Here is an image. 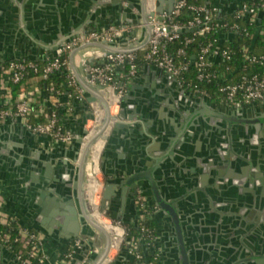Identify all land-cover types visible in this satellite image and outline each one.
Listing matches in <instances>:
<instances>
[{
  "label": "built area",
  "instance_id": "1",
  "mask_svg": "<svg viewBox=\"0 0 264 264\" xmlns=\"http://www.w3.org/2000/svg\"><path fill=\"white\" fill-rule=\"evenodd\" d=\"M260 9L264 11V3ZM155 10L156 3L151 12ZM249 13L248 0L241 2L232 13V20L225 18L218 4L211 3L208 7L206 0L205 2L176 0L172 13L165 11L161 15L149 16L141 24L151 30L146 44L136 49L110 50L101 63L93 65L88 71V81L90 85L100 87L103 91L105 108L109 116L106 118L103 116L102 104L95 100L90 102V112L94 118L86 125L87 134L83 137L80 148L81 156L89 151V165L98 163L99 152L114 123L109 121V117L118 114L120 102L128 92L129 79L137 74L142 61L154 64L168 79L176 81L179 86L201 97L208 96L212 99V95L201 83H217L219 104L241 106L263 103L264 71H248L247 65L264 64V54H251L243 48L241 51L243 61L239 65H233L235 62L233 50L230 47L222 48L224 41L230 42V34L244 32L251 38L259 33L264 34L262 20L258 21V27L253 25L251 30L242 28L241 21ZM249 16L250 22L254 23L257 13ZM218 29L223 33L219 39L211 36ZM131 30V25L120 21L110 23L102 29L83 32L71 40L61 38L55 44V53L48 55L43 64L37 60L18 58L0 60V124L11 118L34 133L49 138L55 144H70L74 133L63 123L58 108L63 105V97H66L64 105L70 109L74 101L86 100V90L79 86L76 76L68 67L70 54L83 49V56L89 58L94 54L91 49L94 44L114 42ZM202 36L208 39L197 43V38ZM177 41L181 44L174 48ZM195 42L198 45L194 51H190L188 47ZM126 65L129 66L128 71L123 73ZM62 70L67 75V80L63 83L66 92L57 89L53 82L48 87L41 85V80H47ZM32 74L34 76H31ZM94 138L96 142L90 145ZM97 144H101L98 153ZM98 172L100 170L96 171V178ZM101 195L102 187L98 188V181L93 197L88 189L86 190V197L93 213H98ZM2 202L3 198L0 196V242L17 255L22 264H46L47 256L43 249L41 234L27 226L13 225L11 217L1 210ZM148 203V194L139 191L135 197L137 222L143 223L139 238H129L128 223L120 219L112 220L105 214L99 216L113 233L111 246L113 249H109L100 264L114 263L123 250H126L124 264H153L144 249H140L141 239L153 237L154 232L146 223L147 220L154 218L152 211L148 209ZM81 244L82 240L78 239L67 250L65 260L68 264H74ZM89 253L91 254L88 252L82 264L89 263L91 256ZM154 259L161 264L158 250L154 254Z\"/></svg>",
  "mask_w": 264,
  "mask_h": 264
},
{
  "label": "crops",
  "instance_id": "2",
  "mask_svg": "<svg viewBox=\"0 0 264 264\" xmlns=\"http://www.w3.org/2000/svg\"><path fill=\"white\" fill-rule=\"evenodd\" d=\"M8 1V4L2 5L0 3V11L3 10L4 12L0 14V60L11 59L13 55V52H11L13 40L12 36L9 35L11 30L10 24L12 21L16 22L17 20L14 19L16 18L15 15L12 16L10 14V10L15 11L16 15L18 12L20 17V29L22 31L20 30L17 38L18 44L21 46L20 55L27 54L30 51L32 52L31 54H36L39 57L36 60H44V57L51 54V45L47 43L53 39L60 20L64 21L68 29H73L72 27L82 21L78 15L80 14L83 18L85 16V13L80 12L78 4H88L87 0H57V5H55V0ZM101 1L103 0H96L99 6H102ZM244 1L226 0V8H229L233 3L239 6ZM211 3L220 5L219 0H212ZM153 6L154 0H144L140 9L135 8L132 14H142L144 16L151 12ZM24 19L27 21L26 26L22 23ZM128 24L131 25L130 23ZM131 26L132 30L120 41H116L112 45L98 43L91 47L93 53L100 58L98 63H101L105 59V53L108 50L136 49L148 42L151 34L149 27ZM133 29L136 32L135 34L131 33ZM42 50H44V54ZM87 60L88 58L83 56V49L75 50L69 56L68 67L76 76L79 86L86 90V97L104 106V109L102 108L103 116L106 118L109 114L105 108L104 93L100 87L89 84ZM157 68L154 64L145 61L140 64L137 74L131 77L128 82L127 90H132L134 86V95L127 97V101L125 102L128 105H134L145 98L150 104L146 105L147 115L150 117V120H148L146 126L143 125L144 130L150 129L151 131H155L160 127L168 133L172 132L173 135H177L176 130L178 128L172 123L173 120L171 121L170 116L177 117L175 120L182 125L185 115H178V109L172 103V95L160 84L161 78L166 75L162 70H157ZM134 78L137 79L135 83L132 82ZM141 94H148V96L143 98L140 96ZM197 96L201 97L199 95ZM62 100L63 105L59 109L63 123L66 126L71 125L74 129H78L76 119L82 117L86 100L74 101L72 109L64 105L63 102H66V97H63ZM150 100H152L151 103ZM125 110L127 112L130 111L129 107H126ZM155 110H160V112L156 114ZM192 111V109H189L185 110L184 113L189 114ZM156 115H161L158 120L154 119ZM15 123L19 124V122ZM14 128L12 124H9L5 126L3 131H0V145L7 138L10 140L12 136L18 137V131ZM215 136L213 139L216 141ZM124 137V133H118L107 155L104 159L102 157L106 173L104 171L97 173L98 188L102 187L103 189V183L106 180L115 179L117 177V171L123 164L128 163L131 167L133 153L131 147L124 142ZM47 139L49 140L51 148L58 145L50 141L49 138ZM35 142L33 145L34 149L41 150L44 147L45 142L42 139L36 140ZM198 142V138H196V140H191V143L187 144L186 152L189 158L181 159L179 162L177 161V165L172 163L162 167L164 175L162 173L160 185L165 189L171 188L173 191H176L180 200L190 202V213H192L193 218L192 226H194L195 230L203 229L208 232L205 238L208 239V242H212L210 249L218 250L217 248H221L225 253H232L235 250L231 249L230 241H232V234L230 232V225L234 222V219H240L246 216L244 219V222H246V218L249 219L248 216L250 215L256 221L264 220V212L262 213V210L258 208L250 209L253 204L250 201L254 200V197L247 190L249 181H252L253 178L258 179L261 186L256 200H259V202L261 200V204L264 207V166L257 151L254 155L248 153L246 157L234 153L232 149H225L226 153L222 152L224 155L221 157L218 155V152L209 153V150L206 151L207 142L203 144L202 149H204L201 151V146L198 145ZM215 144L216 142L211 146L215 147ZM193 146L197 148L194 149ZM148 147H150L149 144ZM194 152L198 156L193 155ZM69 154L72 155L73 152L71 150H62L56 156L50 154H45L44 156L52 158L54 161L53 166H56L59 159H67L66 156ZM88 156L89 151L87 150L83 153L82 158L85 157L88 160ZM236 158H239V160ZM213 159L215 161H212ZM244 160L250 162L249 169H246V166L243 165ZM36 161L40 162L41 160L37 159ZM45 162L51 164L47 159ZM255 166L256 177L252 176V169ZM239 167L240 169H238ZM57 177L60 191L62 193L68 192L70 199L78 201L75 206L78 214L84 217V219L76 220V223L77 225H81V229L84 228L86 238L94 244V249L89 250L91 256L88 264L94 260V262H97L101 259L106 249H113L111 247L113 233L104 225L102 218L99 219L94 214H91V212L93 213L92 209L90 208L89 210L84 197L81 196L79 182L73 178L68 183L67 180H64L65 171L63 170L57 172ZM17 179L14 178V180ZM147 194L155 222L156 235L154 246L160 253L161 264H172L171 251L175 249V246L172 240L170 225L166 224V221L157 212V208L155 207L156 200L152 190H147ZM0 196L3 198L1 210L11 217L13 225L17 226L19 224L27 226L41 234L43 238V249L47 256L46 264H68L65 261V254L74 241L71 244L69 243L72 236L68 228L69 224L65 225L64 220H61V218L64 219L62 216L66 211L57 202L62 203L63 200L61 198H54L57 201V206H55L54 201H52L53 198L46 194L44 190H37L34 186L23 183H17L11 186L0 184ZM127 199L128 201L124 206L125 209L122 214L126 220L133 222V218L137 215V209L136 206L134 209L132 199L130 197ZM114 201L121 205V199L119 197H115ZM205 211L206 214L204 213ZM107 217L110 218L109 216ZM202 225H204L203 228ZM0 252V264H19L7 252H3L2 249Z\"/></svg>",
  "mask_w": 264,
  "mask_h": 264
},
{
  "label": "water",
  "instance_id": "3",
  "mask_svg": "<svg viewBox=\"0 0 264 264\" xmlns=\"http://www.w3.org/2000/svg\"><path fill=\"white\" fill-rule=\"evenodd\" d=\"M7 2L9 1L0 0L2 5L8 4ZM56 2L57 0H55V5H57ZM101 2L102 6H99L96 0H87L88 4H78L80 12L85 13V16L83 18L80 14L78 15L79 19H82V21L78 25L72 27L73 29H68V26L64 21L60 20L58 28L53 35V39L47 43L51 45V54L55 53V44L61 38L65 37L68 40H71L80 36L83 32L102 29L106 25L116 21L130 23L133 26H141L149 16L161 15L165 11L172 13L176 0H154V3H156V10L144 16L142 14H132L135 8L140 9L144 0H103ZM211 2L212 0H206L208 7L211 5ZM219 4L221 11L227 14L236 11L238 8L236 3H233L229 8H226V0H219ZM9 12L12 16L15 15L16 18L14 19L17 20L16 22L12 21L11 24L8 23L11 26L9 35L12 36L13 40V44L11 45V52H13L12 58L36 60L39 57H37L36 54H31L32 52L30 51L27 52V54L24 53L20 55L21 46L18 44L17 39L20 30L22 31V29H20L21 22L19 13L17 12L16 15V12H13V10H10ZM2 13H4L3 10L0 11V14ZM22 23L25 26L27 25L25 19ZM91 25L93 26L91 27ZM131 33L135 34L136 32L133 29ZM127 35L128 33H125L122 37L108 44L112 45ZM233 36L234 33L230 34L231 38ZM44 50H42L43 54ZM109 51L110 50L106 51L105 56ZM99 59L100 58L96 56V54L89 57L87 60V70L89 71L93 65L98 64ZM158 69L159 68H157V70ZM136 80L137 79L134 78L132 82L135 83ZM160 84L172 95L173 101L172 98L171 101L174 103V107L178 109L179 116L180 114L186 115V113H184L185 110H193L191 112V117L187 119V122L183 127V131L177 135H173L172 132L168 133L160 127L155 131H151L150 129L144 130L143 125L146 126L148 120H150L146 110V105L150 104L148 103V100H145L144 98L145 96L147 97L148 94H141L140 96L143 97L144 100H140L134 105H128L125 101H127V97L134 95L133 86L132 90H129L127 95L121 100L118 114L109 117V121L114 122L110 135L107 137L103 148H101L99 152L98 163L94 162L91 166L85 157L82 158L80 148L83 137L87 134L86 125L89 120L94 118L93 113L90 112V102H92L93 99L86 97L84 110L82 111L83 115L81 118L76 119L79 128L74 129L71 125L67 126L74 133V138L70 144L59 143L56 147L51 148L49 140L45 136L34 133L31 129L21 123H15L11 118H7L5 122L0 124V131H3L5 126L9 124H12L15 127L14 129H17L18 131L17 138L14 136H12L10 140L7 138L4 140V143L0 145V184L11 186L17 183H23L34 186L35 189L44 190L46 194L51 196L55 206H57V201L54 198H61L63 200L62 203H57L66 211L62 216L64 219L60 218L61 220H64L65 225L69 224L68 228L72 233L71 241H69V243L71 244L78 239L82 240L74 264H82L89 250L94 249V244L86 238L84 228L81 229V225H77L76 220L84 219V217L80 216L77 212L75 205L78 201L70 199V194L68 192L62 193L60 191V186L57 183V172L62 170L65 171L64 180H67L68 183L71 182L73 178L79 182L81 196L84 197L90 210V203L86 197L87 186L90 183L89 179L91 176L96 178V171H94L95 167L97 170H100V172L104 171L106 173L102 157L103 159L105 158L109 148L112 146L116 136L118 133L120 134V132L121 134L124 133V142L132 149L133 156L131 167L128 163L123 164L117 171V177L115 179H108L103 183L102 195L99 206L97 207L98 213L91 212V214H94L97 218L102 214L115 220L122 218L124 223H129L130 220H126L122 214L125 209L124 206L128 201L127 198L130 197L132 199V204L135 209V197L137 193L142 190L146 191L147 194V190L151 189L156 200V210L166 221V224L170 225L172 240L175 249L178 250L176 251L175 249H172L171 251L172 264H200L202 258H206V256H199L196 251L192 252V249H199L200 246H196L194 239L190 237L194 233V226H192L193 218L192 213H190V202L180 200L176 191H173L171 188L165 189L160 185L163 173L162 167L172 163L177 165V161L179 162L181 159L184 160V158H189L187 157L188 153L186 152L187 144L191 143V140H196V138H198V145L201 146V151L204 149H202L203 144L207 142L206 151L209 150V153L218 152V155L223 157L224 153H226L227 146L222 145L223 141L218 142L213 139L215 132L210 127L215 123L217 117L221 116V113L216 109L225 107L228 112H232V110L238 106H231L226 103L216 104L208 96L198 97L193 92L179 86L176 81L168 79L167 76L161 78ZM151 101L152 100H150V103ZM126 107H129V112L125 110ZM155 112L157 114L160 110H155ZM161 115L154 116V119L158 120ZM218 120H220V118ZM183 125L184 123L182 126ZM195 127L198 129L195 130ZM41 139L45 142L44 147L41 150L34 149L33 145L36 143L35 141ZM95 142L96 138L92 139L90 145ZM215 142L217 143L215 144L217 145V150L215 147L211 146ZM148 144L150 147H148ZM247 146L248 147L235 145L232 150L234 153L246 157L250 152L254 155L256 151L250 150V147L252 146ZM193 147L194 149L197 148L196 146ZM62 150H71L73 154L67 155V159H59L56 166H53L54 161L52 158L44 156L45 154L56 156V154H59ZM193 155L198 156L196 152H194ZM37 159L41 161L38 162L36 161ZM46 159L49 160L51 164L46 163ZM88 159H90V155L88 156ZM236 159L239 160V158ZM261 160L264 166V160L262 157ZM212 161L215 160L213 159ZM243 165L246 166V169H249L250 162L244 160ZM255 168L256 166L252 169L253 175H251L256 177L257 174H255ZM238 169H240V167ZM25 175H27V177H25ZM14 178L18 179L14 180ZM115 197L121 199V205L114 201ZM133 223L137 225V217L133 218ZM63 227L67 228L66 226ZM1 249L3 252H7V254L19 264H22L17 255L11 249L2 244L0 245V250ZM108 251L109 249H106L101 259L95 264H100L108 254ZM125 251L126 250L121 251L119 257L112 264H124L126 256ZM94 261H91V263H94Z\"/></svg>",
  "mask_w": 264,
  "mask_h": 264
},
{
  "label": "flooded vegetation",
  "instance_id": "4",
  "mask_svg": "<svg viewBox=\"0 0 264 264\" xmlns=\"http://www.w3.org/2000/svg\"><path fill=\"white\" fill-rule=\"evenodd\" d=\"M216 110L221 113V116H218L215 123L210 127L215 132L216 141H223L222 145H226L227 149H232L235 145L245 147L250 145L252 146L250 150L257 151L264 160V102L241 105L235 107L232 112H228L225 107ZM190 117L191 113L184 116V125L182 126L180 122L175 120L177 117L170 116L171 121L173 120L172 123L178 128L177 134L183 131V127ZM219 118L220 120H218ZM194 129L198 128L195 127ZM215 148L217 149V145ZM250 155H252L251 152ZM260 186L259 180L253 178L252 181H249L247 190L254 197V200L250 199L252 200L250 202L253 203L250 209L258 208L263 213L264 207L261 200L260 202L256 200ZM204 213L206 214V211ZM245 217L235 218L230 225L232 234L230 244L231 249L235 250L232 253L228 251L225 253L221 248H217L218 250L210 249L212 242H208V239L205 238L208 232L203 229H194V233L190 237L200 248L192 249V252L196 251L199 256L208 257L207 259L202 258L200 264H264V220L256 221L249 215V219L246 218V222H244ZM203 227L204 225H202Z\"/></svg>",
  "mask_w": 264,
  "mask_h": 264
},
{
  "label": "trees",
  "instance_id": "5",
  "mask_svg": "<svg viewBox=\"0 0 264 264\" xmlns=\"http://www.w3.org/2000/svg\"><path fill=\"white\" fill-rule=\"evenodd\" d=\"M203 1L205 2V0H203ZM263 3H264V0H248L250 13L248 14L247 17H245L241 21V26L243 29L245 28V29L251 30L253 25L255 27H258V25H259L258 21L259 20H262V22L264 23V11H262L260 9V6ZM232 13H228V14L224 13L225 18L232 20ZM252 13H257V19L255 20L254 23L250 22V16L249 15H252ZM221 34H223L222 31H220V29H218V31L215 33H212L211 36L219 39ZM185 35H190V34H184V36ZM207 39L208 38L206 36L199 37V38H197V43L205 42ZM219 42H221V41L219 40ZM219 42H217V44ZM197 43L196 42L193 43L192 45H190L188 47V49L190 51H194L196 46L198 45ZM227 43H225V41H224L222 48L230 47L233 50V55L235 56V62H233V65H239L241 63V61H243V59H241L243 57V54L241 52L243 50V48H246L247 52L251 53V54H257V55L264 54V34L263 33L256 34L252 38L246 36L244 32L239 33V34H234V36L231 38L230 42H227ZM180 44L181 43L179 41H177L173 47L176 48ZM140 55H141V53H140ZM37 61H39L41 64H43L45 62L44 60H37ZM128 68H129V66L126 65L122 72L127 73ZM247 70L248 71H264V64L249 63L247 65ZM31 76H34V75L32 74ZM66 80H67L66 72L62 70L58 73H55L54 75H52L47 80H41V85L43 87H48L50 85V83L53 82L57 89H61V90H64L66 92L67 89L65 87H63V83ZM201 85L203 86V88H205L212 95L213 102L219 103L220 99L218 98V95L216 93L217 83H215V82L210 83V84L201 83ZM58 110L60 112L59 108H58ZM60 116H61V113H60ZM148 209L152 211V208H151L149 203H148ZM146 223L153 228V230H154L153 237H147L145 239H141L140 249H144L146 256L153 262V264H159V262L154 259V254L157 251L155 246H154L155 245V235H156L154 218L151 220H147ZM128 224L130 225L129 238H131V237L132 238H139L140 234H141V226L143 223L138 222L137 225H135L134 223H128ZM124 248H126V247H124ZM14 250H16V249H14Z\"/></svg>",
  "mask_w": 264,
  "mask_h": 264
},
{
  "label": "bare ground",
  "instance_id": "6",
  "mask_svg": "<svg viewBox=\"0 0 264 264\" xmlns=\"http://www.w3.org/2000/svg\"><path fill=\"white\" fill-rule=\"evenodd\" d=\"M100 148H101V144H97V146H96L97 153L99 152ZM94 171H97L96 167L94 168ZM87 187H88V192L93 197L95 192H96V189H97V180L95 179L94 176H91L90 183H89V185Z\"/></svg>",
  "mask_w": 264,
  "mask_h": 264
},
{
  "label": "rangeland",
  "instance_id": "7",
  "mask_svg": "<svg viewBox=\"0 0 264 264\" xmlns=\"http://www.w3.org/2000/svg\"><path fill=\"white\" fill-rule=\"evenodd\" d=\"M96 179V178H95Z\"/></svg>",
  "mask_w": 264,
  "mask_h": 264
}]
</instances>
